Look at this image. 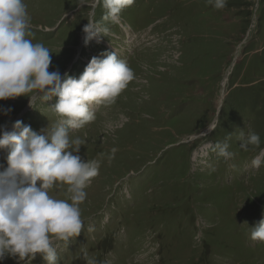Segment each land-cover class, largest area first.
I'll return each instance as SVG.
<instances>
[{"label": "rangeland", "instance_id": "374dc122", "mask_svg": "<svg viewBox=\"0 0 264 264\" xmlns=\"http://www.w3.org/2000/svg\"><path fill=\"white\" fill-rule=\"evenodd\" d=\"M23 2L28 38L50 50V72L78 77L112 51L134 72L114 103L94 106L96 119L70 131L81 141L75 154L100 166L79 205L81 233L55 242L58 264H87L83 255L104 250L113 264H264V242L249 229L264 218V163L252 166L264 161V0H227L219 10L214 0H135L119 23L105 22L110 36L82 47L87 5ZM101 13L94 19L103 23ZM56 100H0V125L50 129L60 119L49 108ZM241 131L259 134L260 145L242 150ZM229 136L230 159L202 149ZM7 154L0 149V171ZM52 194L68 197L66 187ZM40 262L37 254L31 264Z\"/></svg>", "mask_w": 264, "mask_h": 264}, {"label": "clouds", "instance_id": "9594fccd", "mask_svg": "<svg viewBox=\"0 0 264 264\" xmlns=\"http://www.w3.org/2000/svg\"><path fill=\"white\" fill-rule=\"evenodd\" d=\"M212 2V0H209ZM227 0H214L223 9ZM135 0H78L87 5L89 15L83 27V44L100 41L109 28L95 20L97 8L101 21L119 23L121 12ZM31 17L23 0H0V100L21 96L29 106L37 99L45 103L56 97L49 108L60 119L50 129L34 131L30 125L15 121L11 130L0 125V149H7V167L0 171V261L6 257L31 264L39 254L46 264H58L55 242L67 243L83 228L79 205L86 199L85 189L99 174V161L83 162L75 153L81 141L70 139V131L79 130L96 119L94 106L112 104L134 78L133 70L115 51L92 57L78 76L49 71L50 50L30 37ZM11 109H5L7 115ZM216 125L209 128L214 130ZM230 136L210 145L219 157L230 159ZM239 147L259 146V134L239 133ZM113 148L112 152L115 153ZM264 163L259 157L253 167ZM39 182V184L37 183ZM66 187L67 199L52 194ZM250 238L264 242V218L250 227ZM87 264H97L94 259Z\"/></svg>", "mask_w": 264, "mask_h": 264}, {"label": "flooded vegetation", "instance_id": "af4514ba", "mask_svg": "<svg viewBox=\"0 0 264 264\" xmlns=\"http://www.w3.org/2000/svg\"><path fill=\"white\" fill-rule=\"evenodd\" d=\"M100 19H101V17H100ZM103 22V21H102ZM104 24H105V22H103ZM105 26H106V24H105ZM109 26V25H108Z\"/></svg>", "mask_w": 264, "mask_h": 264}]
</instances>
